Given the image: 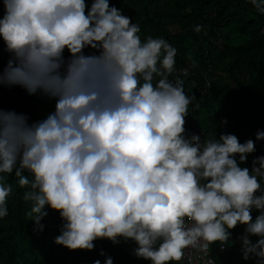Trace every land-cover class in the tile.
Returning <instances> with one entry per match:
<instances>
[{"label": "clouds", "instance_id": "obj_1", "mask_svg": "<svg viewBox=\"0 0 264 264\" xmlns=\"http://www.w3.org/2000/svg\"><path fill=\"white\" fill-rule=\"evenodd\" d=\"M249 2L264 15V0ZM140 33L110 0H0V51L9 56L0 90L54 101L36 120L0 107V219L14 174L33 230L58 213L54 243L69 251L108 240L133 244L149 264H179L186 249L208 256L217 243L234 245L243 226L242 259L264 264V155L246 166L264 130L243 143L189 133V106L199 104L182 79H169L177 49Z\"/></svg>", "mask_w": 264, "mask_h": 264}, {"label": "trees", "instance_id": "obj_2", "mask_svg": "<svg viewBox=\"0 0 264 264\" xmlns=\"http://www.w3.org/2000/svg\"><path fill=\"white\" fill-rule=\"evenodd\" d=\"M110 4L140 26L142 39L162 37L177 49L175 71L169 79H182L185 91L199 104L198 108L189 106L188 131L201 134V139L202 133H231L243 143L255 139L258 129L264 130V15L249 0H110ZM196 25H203L199 33L193 30ZM8 58L0 51V64H6ZM184 69H188L187 76ZM53 106L54 101L29 96L18 87L0 90V107L25 113L33 120L43 118ZM261 155L264 141L256 142L246 166L251 167L252 159ZM9 182L14 193L8 199V216L0 219V264H93L96 259L104 264L101 249L113 257L114 264H149L131 254V243L114 246L108 240L96 241L91 252L56 245L59 214L49 210L42 221L44 230L35 232L31 218L25 215L30 204L22 199L24 189L17 186L14 174ZM242 233L243 226L237 227L232 234L236 243H229L223 252L219 243L211 246L217 264H255L242 259L237 240Z\"/></svg>", "mask_w": 264, "mask_h": 264}, {"label": "built area", "instance_id": "obj_3", "mask_svg": "<svg viewBox=\"0 0 264 264\" xmlns=\"http://www.w3.org/2000/svg\"><path fill=\"white\" fill-rule=\"evenodd\" d=\"M188 132L192 133L191 131ZM219 251L223 252L222 250H220V246ZM185 253V258L181 260V262L184 264H206L207 261H212V264H217L215 259L211 256V253L208 256H204L203 253L196 252L191 248L186 249Z\"/></svg>", "mask_w": 264, "mask_h": 264}]
</instances>
